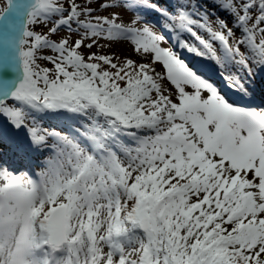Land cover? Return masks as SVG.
<instances>
[{"label":"snow or ice","instance_id":"6c2138e0","mask_svg":"<svg viewBox=\"0 0 264 264\" xmlns=\"http://www.w3.org/2000/svg\"><path fill=\"white\" fill-rule=\"evenodd\" d=\"M214 3L215 28L191 0H4L0 158L42 160L0 163V264H264V0Z\"/></svg>","mask_w":264,"mask_h":264},{"label":"rangeland","instance_id":"374dc122","mask_svg":"<svg viewBox=\"0 0 264 264\" xmlns=\"http://www.w3.org/2000/svg\"><path fill=\"white\" fill-rule=\"evenodd\" d=\"M0 4L1 6H3L4 4V0H0ZM104 14V13H101ZM133 14L131 12H128L125 15V20L127 21L129 17H131ZM161 23H163V20H160ZM154 24H156L157 22H153ZM36 31H40L42 28L41 27H37L34 26ZM41 28V29H40ZM156 31H160L159 27L155 28ZM44 31V30H43ZM200 34L201 35H205L204 31L200 30ZM64 35V32H61V36ZM165 35L167 37V42L164 43L162 46L163 47H167V48H172L179 56L181 59L185 58L182 54V52H184L186 49L181 48L179 44L177 43V38H176V34L175 33H171L169 34L168 32H165ZM182 36L184 38V36L187 37V33H182ZM191 37V36H190ZM75 38V37H74ZM207 38V37H206ZM53 39H58V37H53ZM185 39V38H184ZM190 39H193L192 37ZM100 44L102 45V47H94L93 49H91V51L96 52L97 54L100 55H114L117 56L121 59L124 58H132V59H139V57H137L133 51H132V46L130 45L129 42L127 41H121V42H117V43H112L111 46H107V42L104 40L100 41ZM88 50H85V52H87ZM187 51V50H186ZM194 54V53H193ZM196 55V54H194ZM197 56V55H196ZM195 58V57H194ZM197 60V58H195ZM202 59H204L205 61V57H202ZM184 60V59H183ZM185 61V60H184ZM186 62V61H185ZM45 63V62H44ZM187 63V62H186ZM188 64V63H187ZM49 67H51V65H47ZM157 71H163V69L157 65ZM259 74V73H258ZM241 99V98H240ZM247 99V98H246ZM242 101L244 99H241ZM232 101V100H231ZM234 102V101H233ZM0 123H3V120L0 119ZM42 123L43 124V128L46 130H53L55 129L53 126H50L49 123L46 121V119H43V121H38V124ZM5 127H7V125H5ZM57 131H60L58 129H55ZM1 160V159H0ZM4 162V161H3ZM3 162H0L4 165ZM5 166V165H4Z\"/></svg>","mask_w":264,"mask_h":264},{"label":"trees","instance_id":"16d2710c","mask_svg":"<svg viewBox=\"0 0 264 264\" xmlns=\"http://www.w3.org/2000/svg\"><path fill=\"white\" fill-rule=\"evenodd\" d=\"M161 2V5L164 7H175V0H170L169 2L163 1V0H158ZM192 3H198L201 6V11L199 15L204 16V13L207 12L209 16L211 17V25L212 27H216V20L219 18H227L223 15V10L216 7V4L214 3V0H191ZM218 2V0H217ZM173 4V5H172ZM1 6V4H0ZM206 20H208V17H205ZM231 22L229 23V27H231ZM41 29V28H40ZM46 31V29L42 28L40 31ZM238 35V34H237ZM43 64L44 61H41ZM259 77L260 81H264V73H259L257 75ZM47 122L50 123V125H53L55 127H58L60 129H63L64 125L63 123L56 119L55 117L51 116H46L44 117Z\"/></svg>","mask_w":264,"mask_h":264}]
</instances>
